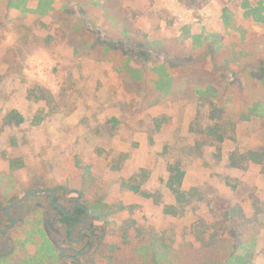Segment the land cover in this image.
Segmentation results:
<instances>
[{"label": "rangeland", "instance_id": "374dc122", "mask_svg": "<svg viewBox=\"0 0 264 264\" xmlns=\"http://www.w3.org/2000/svg\"><path fill=\"white\" fill-rule=\"evenodd\" d=\"M257 5L264 0H0V225L12 201L52 188L68 208L79 199L115 209L86 223L103 239L83 264H264L262 167L229 164L234 149L264 142ZM207 90L238 121L220 159L214 146L190 150ZM12 113L23 121L9 122ZM173 162L196 192L178 214L165 210L178 206L166 186ZM43 199L11 208L19 223L0 234V253L4 243L11 251L0 264L38 253L36 227L57 253L67 242ZM204 231L219 232L218 256L201 255Z\"/></svg>", "mask_w": 264, "mask_h": 264}, {"label": "trees", "instance_id": "16d2710c", "mask_svg": "<svg viewBox=\"0 0 264 264\" xmlns=\"http://www.w3.org/2000/svg\"><path fill=\"white\" fill-rule=\"evenodd\" d=\"M260 6V5H259ZM254 6L251 7V10H263L264 6ZM260 17L257 18L259 21H264V14L262 12H257ZM213 93L209 90L202 92L199 95V108L197 114L191 122L189 127V131L194 134V143L191 145L190 150L192 153L201 155L205 151L206 146H214L215 156L220 159L222 157V146L227 140L236 141V131L238 121L234 119L232 116L227 114L226 110L223 106H220L213 99ZM204 109H207L209 112V116L206 117V112ZM248 118V116H244ZM243 119V118H242ZM9 122L16 121V123H21L23 121V117H21L18 113H12L8 117ZM11 167L19 168L24 165L23 161L11 160ZM229 164L232 167L245 169L250 164H259L262 167V172L264 173V142L254 148H249L245 150H241L239 148L234 149L229 154ZM169 176L166 182V186L169 190L175 195L178 206L170 205L166 207V211L172 214H178V212L185 207L191 200L196 196L195 189L185 190L184 189V178L186 171L181 166L180 162H173L169 165ZM91 171L89 167L85 168L83 173V179H88L87 176L90 175ZM122 186H132L135 191L139 190V186L129 185L128 181H122ZM200 197V196H199ZM91 217L94 219H102L104 221H109V216L115 212V209H112V205L108 203H104L101 201H95L90 203L87 206ZM123 205L120 206L119 209H123ZM238 214L242 215V211L239 207H237ZM78 213H87L85 208H79ZM63 219L67 222L70 221V217L66 216L62 213ZM208 231H204L203 235L199 236V240L201 242V255H208V253H213L215 256H218V248L215 247L219 244L221 240L218 231L213 233H206ZM43 238V237H42ZM44 239V238H43ZM158 242V240H156ZM38 245V253L30 257V259H18V264H47L43 261V257L40 256L42 254L48 255L51 252V244L44 239V241H37ZM242 259H239L238 264ZM250 262V261H249Z\"/></svg>", "mask_w": 264, "mask_h": 264}, {"label": "flooded vegetation", "instance_id": "af4514ba", "mask_svg": "<svg viewBox=\"0 0 264 264\" xmlns=\"http://www.w3.org/2000/svg\"><path fill=\"white\" fill-rule=\"evenodd\" d=\"M51 189L52 188H43V189L39 190V189L35 188V189H31L27 192L34 190L35 195H31L32 197L37 198V199H43L44 198L43 200L46 201V205H48L49 209L51 211H55L58 213V218L63 222V224L65 226V229H66L65 235H66V237H68V240L66 243H63V245L61 246V248L58 250V253H57L56 252L57 247H56L55 238L52 237V234L49 231V234H51V236L48 235V241H49L48 243H50L52 246L51 251H50L51 253L48 255L42 254L40 256L43 257L42 258L43 261L46 262L47 264H83L82 263L83 259L85 257H87L92 252L93 247L95 245L96 246L98 245V247H99L100 241H102V239H103V235L98 234L97 230H94V228L91 225L86 224L88 222V220L90 218H92L91 214H90V217L88 220H86V221L82 220V218L85 217L87 215V213L79 214L78 209L79 208H85L86 211L88 209V207L83 202H80L79 199H73L74 200L73 206L71 208H68L65 204H63L62 202L59 201V199L55 195V190H54V200L60 202L65 207L67 212H69V214H66L59 207L54 206L52 204L51 199H50ZM25 199H23V200H25ZM11 203L8 204V206L6 208H3L5 215H6V210L11 205ZM14 205H16V204H14ZM14 205H12L10 207V210ZM36 206H37V208H40L42 206V203L40 201H37ZM62 213H64L66 216L70 217L69 222H67L63 219ZM6 217H7V215H6ZM7 218L9 220V222L4 226L0 225V228H5L12 223V220L9 217H7ZM16 218H17V222H16L14 227H16L19 223V218L18 217H16ZM51 221L54 222L55 219L52 218ZM51 224H53V223H50V226H51ZM35 226H40V225L35 223ZM85 227H89L91 229V231L87 230V229H83ZM77 228H78V230H77ZM11 230H9V231H11ZM9 231L0 232V234L7 233ZM35 232L37 233L36 235H37L38 241L39 242L44 241V239L41 236L40 229L38 227L35 228ZM4 244H5V249H1V253H0L1 257L9 256L11 254V251L9 250V248H10L9 244L8 243H4ZM90 245H91V248L89 250H87ZM74 249H76L78 252H76ZM77 258L79 259V261L77 260Z\"/></svg>", "mask_w": 264, "mask_h": 264}, {"label": "water", "instance_id": "95a60500", "mask_svg": "<svg viewBox=\"0 0 264 264\" xmlns=\"http://www.w3.org/2000/svg\"><path fill=\"white\" fill-rule=\"evenodd\" d=\"M29 195H35V191L33 190V191H30V192L25 193L22 197H20V198L14 200V201L11 203V205H10V206L8 207V209L6 210V215H7V217H9V218L12 220V223H11L9 226L5 227V228H0V232L9 231V230H11V229L15 226V224H16V222H17V218H16L14 215H12V214L10 213V207H11L12 205H14V204L19 203L20 201H22L23 199H25V198H26L27 196H29ZM50 199H51V202H52V204H53L54 206L59 207L61 210L64 211V213L69 214V212H67V210L65 209V207H64L60 202L54 200V189H51V196H50ZM89 217H90V212H89V209H87V215H86L85 217H83L82 220H83V221H86V220L89 219ZM83 229H87V230H90V231H91V229H90L89 227H85V228H83ZM90 248H91V245L88 247L87 250H89ZM74 250H75L76 252H78L76 249H74ZM77 260L79 261L78 258H77Z\"/></svg>", "mask_w": 264, "mask_h": 264}]
</instances>
